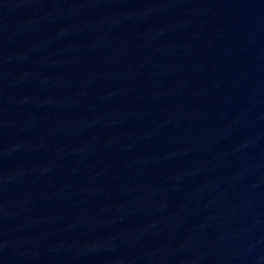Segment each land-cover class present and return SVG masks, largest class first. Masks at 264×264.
<instances>
[{"label": "water", "instance_id": "1", "mask_svg": "<svg viewBox=\"0 0 264 264\" xmlns=\"http://www.w3.org/2000/svg\"><path fill=\"white\" fill-rule=\"evenodd\" d=\"M0 264H264V0H0Z\"/></svg>", "mask_w": 264, "mask_h": 264}]
</instances>
